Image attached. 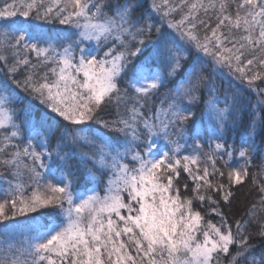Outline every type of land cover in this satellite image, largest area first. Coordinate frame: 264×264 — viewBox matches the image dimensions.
Returning <instances> with one entry per match:
<instances>
[{"label":"snow or ice","instance_id":"obj_1","mask_svg":"<svg viewBox=\"0 0 264 264\" xmlns=\"http://www.w3.org/2000/svg\"><path fill=\"white\" fill-rule=\"evenodd\" d=\"M0 225V264H264V0H0Z\"/></svg>","mask_w":264,"mask_h":264},{"label":"trees","instance_id":"obj_2","mask_svg":"<svg viewBox=\"0 0 264 264\" xmlns=\"http://www.w3.org/2000/svg\"><path fill=\"white\" fill-rule=\"evenodd\" d=\"M193 131H195V129H193ZM242 133H243V129H241L239 133L236 131L229 132L228 133L229 143H232L234 141L239 143ZM257 144L259 145V139H257ZM256 170L257 169H253V171H256ZM93 186H94L93 183L89 181L88 187L91 188ZM103 189H104V184L101 183L98 188L100 195L104 194ZM79 190H82V189H79ZM255 195L256 193L252 190V186L250 182L246 184L243 188H239L235 193V199L233 200L232 205H231L230 217L240 218L241 215L246 212L250 203L254 200ZM206 219H211L214 223H217L219 222L220 218L215 215L209 214V215H206ZM0 229H2V225H0ZM258 239H259L258 237L254 238V242L255 240H258Z\"/></svg>","mask_w":264,"mask_h":264},{"label":"rangeland","instance_id":"obj_3","mask_svg":"<svg viewBox=\"0 0 264 264\" xmlns=\"http://www.w3.org/2000/svg\"><path fill=\"white\" fill-rule=\"evenodd\" d=\"M181 183H183V181H182ZM191 183H192V182L189 180V181H188V184L191 185ZM182 191H183V189H182ZM197 204H198V202H197Z\"/></svg>","mask_w":264,"mask_h":264}]
</instances>
